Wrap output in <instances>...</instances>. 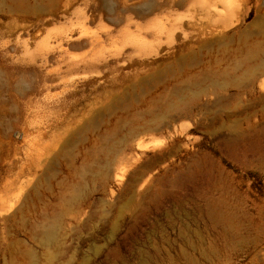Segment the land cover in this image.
Returning a JSON list of instances; mask_svg holds the SVG:
<instances>
[{
	"label": "rangeland",
	"instance_id": "1",
	"mask_svg": "<svg viewBox=\"0 0 264 264\" xmlns=\"http://www.w3.org/2000/svg\"><path fill=\"white\" fill-rule=\"evenodd\" d=\"M83 1L61 7L67 19L45 27L41 19L20 18L25 7L0 3V264H185L191 257L193 264H264V120L243 117L244 110L263 108L264 76L255 79L248 107L204 101L193 114L185 102L162 120L155 117L158 105L176 93L169 60L157 62L158 83L138 65L105 53L92 68L75 67L71 74L57 71L54 59L44 67L27 64L25 30L34 51L47 30L75 24ZM112 1L118 9L119 0ZM259 2L250 0L248 19L231 36L240 32L239 39L252 36L264 45L263 25H250ZM75 44L65 47L64 58L91 53L88 45ZM218 52L206 61L214 65L218 58L231 70ZM232 125L240 132L251 125L256 139L245 134L235 145L227 131ZM148 126L153 130L142 132ZM48 232H54L49 241ZM179 253L188 258L179 260Z\"/></svg>",
	"mask_w": 264,
	"mask_h": 264
},
{
	"label": "bare ground",
	"instance_id": "2",
	"mask_svg": "<svg viewBox=\"0 0 264 264\" xmlns=\"http://www.w3.org/2000/svg\"><path fill=\"white\" fill-rule=\"evenodd\" d=\"M258 1H260V2H259V5L256 7L255 17L251 21L250 25H255V26L263 25V27H264V0H257V2ZM78 2H79V0H61L58 2H55V0H0V3H3V5L6 4L10 9L12 7V8H14V10H19L20 7H25L26 11L22 13L20 18H22L25 21H30V20H36L37 21V20L41 19L44 27L46 25H49V26L53 25V24L57 25L55 23H58L62 20L67 19L66 15L64 13L59 14L58 11L61 9V7H68V6L70 7V6H73L74 3L76 5ZM249 2H250V0H119V7H118V9H116L115 7H113L115 3L112 0H103L102 3L100 1L101 4L99 3L98 0H84L83 1L84 8L79 10L76 13L75 17H76L77 21L75 22L74 25L65 26V24H64L65 27H63L61 25L63 23H60V24H58V26L61 25V27L47 30L46 35L44 36L43 40L35 43L34 51L32 49L33 47H29L30 41H31V33L29 30H27L28 29L27 28L25 30L26 36L24 38H22L23 40L21 41V43L22 42L24 43V44H22V45H24V48H23V46H22V48H23V50L25 49V52L24 51L23 52H24L25 59L28 61L27 64L34 61V63L37 64L36 66L44 67L46 64L49 63L50 59H54L55 60L54 62L57 61L59 65H61V64L64 65V66H60V67L58 65L59 69L57 71H60L63 69H65V71L66 70L69 71V70L74 69L75 67H81V68L83 67L82 69H84V68H90L91 66H93L92 64L94 63V61L97 62L98 61L97 59L99 57H101L102 55H104V53H105V55L107 57H109V59L113 58L116 60V59H119L121 57L120 58L121 60L119 59L120 61H122V58H124L123 60L127 61L128 64L133 63L132 66L138 65V67H137L138 69L139 68L144 69L146 73L152 74V76L155 79H157V80H155V81H157V83L160 82V79L162 78L161 73L157 72V69H156V65H157L158 60H161V61L162 60H164V61L169 60L170 64H171L170 66L173 65V67H171V69H173V71H172L173 76L172 77L170 76L172 79H169V81H170L169 85L172 86L171 88H173V90H171V92H173L172 94L175 93L174 91H176V93L171 97L170 92H168L170 95L168 93H167V95L171 98H169V97L167 98V96H166L167 99L163 98L164 100L162 99V97L165 96L166 94L164 95V93H162L163 96L162 95L159 96V97H161L162 100H161V104L158 105V109H159L158 112L159 113H157L155 115L156 119H160V118L162 119V117L165 116V114H169V113L173 112L172 111L173 108L181 107V105L185 102H186V105H187V103H191L192 106H190V107H192L191 110H192V112H194L193 114H195V112H196L194 110L195 105L202 104V103H204V101H205V103H206V101H209V102L215 101V103L219 102L222 104L226 103L225 104L226 106H235L234 108L238 109L239 107H242L245 105L248 107L249 104L247 102H249V103H251L250 101H252V103L254 102L253 99H255V94H256V91L254 88L255 79L259 76L260 77L264 76V45H260L261 43L259 41H258L259 43H257L256 40L251 39L250 37H252V36H250V37L246 36L242 39H239L238 36L240 35V32L238 33L239 35L233 34L231 36L229 34V31H233L234 29L241 27V25L246 21V19H248L249 15H250V13H249L250 11L248 8ZM63 3H64V5L62 6ZM103 4H104V6H103ZM0 6H2V4ZM33 14H34V16H32ZM45 18H47V19H45ZM44 20H46V21L44 22ZM105 21L107 23H105ZM96 23H100V25L97 27L93 26ZM54 27H56V26H54ZM248 27H250V26H248ZM249 30H247V31L249 32ZM247 31H245V33H248ZM259 32L261 33V31H259ZM259 32L258 33L252 32V33L253 34H259ZM249 33H251V32H249ZM249 33H248V35H250ZM235 36H237L236 43L234 45H230L228 43V40H230L231 38H234ZM240 36L242 37V35H240ZM257 36H259V35H257ZM77 42H78V44L80 43V44L88 45V47L91 48V53L88 55L85 54V52H87V50L89 51V48H87V49L85 48L86 51H85V49L82 51L84 52V55H87L86 57L83 56L81 58H78V57L75 58V56L70 54L71 56L64 58L63 54L65 52L63 53V51L66 49L65 47H67V46H70V47L72 46L73 48L77 47V44H75ZM109 42H110V44H109ZM74 45H76V46H74ZM80 48H82V47L80 46ZM216 50H217V52L219 51L218 53L221 52L222 56L227 59L225 62L224 61L225 59L223 60L221 58L223 60V61L221 60L222 62L227 63L228 61H230V63H232L231 65H230V63H228L229 64L228 66H230V67L233 66V68L231 67L232 68L231 70H228L227 69L228 67L224 68V69L221 68V64L219 62H217L218 58L216 59V62H214V65H211V63H213V62L211 61L212 60V54H210V53L213 51H216ZM35 51H37V52H35ZM65 51H68V50H65ZM21 52H22V50H21ZM36 53H38V54L40 53L38 55V57H36ZM218 53H216V54H218ZM102 57H104V56H102ZM207 57L211 58V60L206 61ZM107 59L104 62L108 63L109 61ZM120 61H119V63H120ZM100 63L103 64L102 62H100ZM122 63H124V61H122ZM110 64H111V62H109V64H108L109 67H110ZM98 65L96 64V66H98ZM113 66L117 67V68L120 67L119 65L118 66L113 65ZM120 68H118V69L120 70ZM97 69H99V68H97ZM109 69H108V71H109ZM111 69H110V71H111ZM115 69L112 70L113 73H114ZM138 69H135V70H138ZM168 69L171 71L170 68H168ZM121 70H123V68ZM121 70H120V72H121ZM99 71H101V70H99ZM170 71H169V73H170ZM70 72L71 71H69V73ZM57 75H62V74L58 73ZM82 75H84V74H82ZM118 75H120V73ZM118 75L116 77H118ZM113 76H114V74H113ZM159 76H160V78H158ZM118 78H115V79H118ZM144 78L143 77L139 78V79H141V81H143L142 83H144V80H147L146 79L147 77L145 79ZM60 79H61V77H60ZM158 79H159V81H158ZM56 80L58 81V79H56ZM118 81H116V82H118ZM141 81L137 85H144V84H140ZM147 83H148L147 85L150 84V82H147ZM59 84L61 85V83H59ZM119 84H121V83L119 82ZM132 85H134V83H132ZM151 85H149V86H151ZM65 87H67L66 84H65ZM151 87H153V86H151ZM134 88L135 87L133 86V89ZM61 89H62V87H61ZM126 90H128V89H126ZM167 91H168V89H167ZM263 95H264V93H263ZM263 95L259 98L260 100H262V102L264 101ZM112 100H113V98H112ZM112 102L114 103L115 100ZM113 103L111 104L112 106L115 104V103L114 104ZM243 104H245V105H243ZM255 104L256 103H254L253 105H255ZM107 106H108V104H107ZM203 106H204V104H203ZM186 107H185V110H186ZM262 107H261L262 109H259V110L255 109V111H245L244 110V113H243L244 119L248 120V123L252 117H256L260 120L261 119L264 120V105ZM243 109H244V107H243ZM149 110H151V109H149ZM178 110L180 112L181 108H179ZM95 111H97V110H95ZM151 111L154 112V110H151ZM176 111L177 110H175V112L173 113L174 116H175ZM242 111H241V113H242ZM147 113H149V111ZM239 113H240V111H239ZM180 114H182V113H180ZM226 114L227 115H233V114L235 115V113L229 114V112ZM174 116L172 115V117H174ZM137 117H138V115H137ZM140 117H142V116H140ZM175 117H174V119H175ZM183 117H185V116L183 115ZM187 117H189V115ZM228 117H230V116H228ZM151 118H149V119L151 120ZM179 118H180V116H179ZM135 119L138 121L139 117L134 118V120ZM142 119H143V117H142ZM235 120H237V119H235ZM241 120L242 119H240V121ZM153 121L154 120H152V122ZM231 122L233 124H235V122H233V121H231ZM262 123L264 124V122H262ZM262 123H260L259 125H262ZM223 124H224V122H223ZM219 125H222V124H219ZM137 126H139V125H137ZM224 126H225V124H224ZM234 126H233L234 128L232 127L233 129H228L227 131L235 136V138H232V136H231V140H229V141H233L232 139H234L235 145H237L236 141L238 139H239V142L241 141L240 140L241 136L246 134L245 136L246 137L248 136L247 138L251 139L252 136L255 135L254 131H253L254 134L251 135V132L253 130V128H250V127H252L251 125H248V128L244 129L242 132H240V130L237 131V129H236L237 126L236 125H234ZM223 127L221 126L220 129ZM256 128H258V127H256ZM151 130H153V128L149 127V128H146V130H143L142 132L147 133L148 131H151ZM180 131H179V133H180V135H182L183 130H180ZM216 131L217 130H215L214 133H216ZM117 132H118V130H117ZM262 132L263 131H261V133ZM263 134L261 135L262 137L264 136ZM136 135H138V134H136ZM227 135H228V137L230 136L229 134H227ZM125 136H127V135H125ZM125 136H124V138H125ZM228 137H227V140H228ZM246 137H244V139H246ZM254 139H256V138L254 137ZM227 140H224V142H222V143L228 144V143H225ZM229 141H227V142H229ZM263 141H264V139H263ZM259 142H261V141H259ZM228 145H225V148ZM238 145H239V143H238ZM256 145H254V147H256ZM260 145L263 146V144H259V146ZM230 146H231V144H230ZM230 146H229V148H230ZM243 147H245V145ZM254 147H252V148H254ZM141 148H143V147H141ZM248 150H250V149H248ZM226 151L223 150V152H225V154L227 153ZM255 153L256 152H254L253 154H255ZM169 154H170V152H169ZM227 154H230V153H227ZM240 154H242V153H240ZM158 155H157V157L160 158V155L159 156ZM153 159H156V158L153 157ZM153 159H151V161ZM161 159H162V157H161ZM233 160H234V158H233ZM204 161H209V160L205 159ZM154 162H155V160H154ZM148 165L146 164V167ZM202 165H203V163H202ZM144 166H142V168H144ZM222 170H220V172ZM223 171H222V173H223ZM206 175H207V173H206ZM194 178L195 177L193 176V179ZM198 178H200V177H198ZM221 178H222V175H221ZM92 179H94V178H92ZM166 182L169 183V181H166ZM61 199H62V197H61ZM66 202H68V201H66ZM63 203H65V202H63ZM48 233L49 234H47V238H48L47 241L52 240L54 237V234H53L54 232L53 233L48 232ZM184 242L186 243V241H184ZM181 253H179L177 255V258L178 259L184 258L186 260L188 257L186 258L185 256H187V255H184V254H187V253H184V254H181ZM191 258H189L185 264H193ZM179 260H181V259H179Z\"/></svg>",
	"mask_w": 264,
	"mask_h": 264
}]
</instances>
